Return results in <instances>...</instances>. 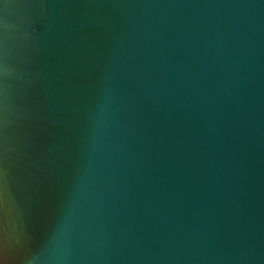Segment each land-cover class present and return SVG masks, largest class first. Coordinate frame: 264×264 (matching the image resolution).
<instances>
[{
  "label": "water",
  "instance_id": "obj_1",
  "mask_svg": "<svg viewBox=\"0 0 264 264\" xmlns=\"http://www.w3.org/2000/svg\"><path fill=\"white\" fill-rule=\"evenodd\" d=\"M0 264H264V0H0Z\"/></svg>",
  "mask_w": 264,
  "mask_h": 264
}]
</instances>
